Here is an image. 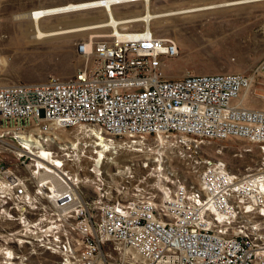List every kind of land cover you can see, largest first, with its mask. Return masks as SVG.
Wrapping results in <instances>:
<instances>
[{
	"label": "built area",
	"instance_id": "2783aa9c",
	"mask_svg": "<svg viewBox=\"0 0 264 264\" xmlns=\"http://www.w3.org/2000/svg\"><path fill=\"white\" fill-rule=\"evenodd\" d=\"M121 32L78 43L69 78L0 87L11 243L58 264H264V109L246 106L264 63L170 79L173 39ZM229 139L258 148L253 168L202 156L206 140Z\"/></svg>",
	"mask_w": 264,
	"mask_h": 264
},
{
	"label": "rangeland",
	"instance_id": "374dc122",
	"mask_svg": "<svg viewBox=\"0 0 264 264\" xmlns=\"http://www.w3.org/2000/svg\"><path fill=\"white\" fill-rule=\"evenodd\" d=\"M84 1L91 0H0V85L41 83L50 76H73L82 67V60L76 51L77 44L107 37L111 28L36 40L33 38V22L25 16L38 9ZM230 1L234 0L151 1L153 13L178 12L152 23V31L158 37L173 39L180 47L181 53L177 58L163 61L166 78L176 79L188 73L251 74L264 63V0L180 12ZM145 7L146 3L140 1L115 5L111 10L116 18H124L144 14ZM107 15L106 7L95 8L48 16L41 19L40 24L44 30L64 29L105 21ZM144 26L145 22H140L123 28L136 30ZM246 106L264 109V86H257L246 97ZM204 143L202 156L208 160L221 159L234 172L253 168L258 159V148L245 140H206ZM2 156L13 160L8 152ZM177 166L182 167L181 164ZM17 228L15 223L0 220V264H5L3 253L12 249L28 256V260L22 264L59 263L57 257L30 255L31 249L15 247L9 234Z\"/></svg>",
	"mask_w": 264,
	"mask_h": 264
},
{
	"label": "bare ground",
	"instance_id": "6f19581e",
	"mask_svg": "<svg viewBox=\"0 0 264 264\" xmlns=\"http://www.w3.org/2000/svg\"><path fill=\"white\" fill-rule=\"evenodd\" d=\"M140 1H144L146 3L144 14H137V15L124 17V18H116L111 10L112 6H115V5H119L123 3H131V2H140ZM151 1L152 0H91V1H84V2H79V3H69V4L61 5V6H54V7L38 9V10H35L34 12L29 13V15H26L25 17L27 18L29 17L33 22V26H32L34 28L33 38H35L36 40H43V39L49 40L59 35L90 31V30L101 29V28H111V33L108 36L113 35L114 33H116L118 36H121L122 34L121 30H125L127 32L133 31V30H129L128 28H123V26L125 25L127 27L134 23L145 22L144 27H149L152 30L153 21L178 13V12L153 13L151 11V5H150ZM252 1H258V0H234V1L221 3V4H212V5H205V6H200V7L198 6L197 8L193 7L192 9L190 8V9H186L180 12L183 13V12L193 11V10H208V9H215L219 7L222 8V7H226V6L228 7L231 5L244 4V3H248ZM103 7L104 8L106 7L107 12H108L107 20L105 21L92 23L90 25L83 24L82 26H76V27H71V28L69 27V28H64V29H52V30H44L42 29L41 24H40L41 19L48 17V16L50 17L53 15H61V14L63 15L66 13H72V12L95 9V8H103ZM22 34H23V31H22ZM4 86H11V85H0V87H4Z\"/></svg>",
	"mask_w": 264,
	"mask_h": 264
},
{
	"label": "water",
	"instance_id": "95a60500",
	"mask_svg": "<svg viewBox=\"0 0 264 264\" xmlns=\"http://www.w3.org/2000/svg\"><path fill=\"white\" fill-rule=\"evenodd\" d=\"M35 146V145H34ZM211 162H215V159H209Z\"/></svg>",
	"mask_w": 264,
	"mask_h": 264
}]
</instances>
